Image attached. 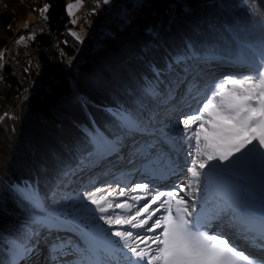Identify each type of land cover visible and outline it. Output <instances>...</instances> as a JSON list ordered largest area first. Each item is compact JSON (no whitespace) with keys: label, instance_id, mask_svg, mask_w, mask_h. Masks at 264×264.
<instances>
[{"label":"trees","instance_id":"16d2710c","mask_svg":"<svg viewBox=\"0 0 264 264\" xmlns=\"http://www.w3.org/2000/svg\"><path fill=\"white\" fill-rule=\"evenodd\" d=\"M70 1L0 0V264L28 212L16 184L44 196L64 184L65 199L55 198L72 209L121 161L91 151L97 129L119 132L113 112L134 111L155 130L154 115L192 72L254 71L264 51V0H143L105 38L74 35ZM82 1L87 22L99 26L103 12L90 13L96 0Z\"/></svg>","mask_w":264,"mask_h":264},{"label":"snow or ice","instance_id":"6c2138e0","mask_svg":"<svg viewBox=\"0 0 264 264\" xmlns=\"http://www.w3.org/2000/svg\"><path fill=\"white\" fill-rule=\"evenodd\" d=\"M253 68L252 74L239 78L225 76L210 85L196 112L179 121L184 138L195 141L188 171L195 185L203 183L205 195L191 204L177 191H159L150 199L147 195L131 196L134 203L125 200L116 203L114 208L128 212L135 208L134 213L108 215L109 209H113L110 198L117 195L111 187L85 191L78 198V204L72 205L70 213L67 207H59L60 200L55 198V193L44 196L38 189L25 186L22 200L28 212L22 226L6 242L8 264H34L44 251L41 244L47 250L43 264H63V258L68 255L76 257L72 264H111L105 259V247L97 243L102 230L93 223L96 219L91 215L93 211L110 227L128 225L155 233L142 237L127 230L111 232L131 254L125 255L127 264H133L132 258L135 264L140 261L146 264H260L252 258V253L238 249L224 234L208 231L214 221L228 219L235 223L237 217H242L246 221L241 226L242 234L254 242V247L264 251V195L258 209L241 175V169L251 157L259 155L264 163V151H260L264 149V51L258 62L253 59ZM112 115L118 133L110 137L97 129L90 135L91 151L103 157L118 154L127 147L130 137L148 132L134 111L122 109ZM141 148L151 152L156 145H133V151ZM137 190L151 191L147 183L136 184L132 191ZM118 195L125 196V189L120 188ZM84 201L95 206L94 209ZM161 209L165 214L158 216ZM60 231L79 232L85 246L72 247L69 241L54 235ZM130 241L145 243L148 250Z\"/></svg>","mask_w":264,"mask_h":264},{"label":"rangeland","instance_id":"374dc122","mask_svg":"<svg viewBox=\"0 0 264 264\" xmlns=\"http://www.w3.org/2000/svg\"><path fill=\"white\" fill-rule=\"evenodd\" d=\"M143 0H108V3H104V0H96L95 4H97V7L93 10L90 11V13L95 11V14L98 13L99 10H101V12H103V21L102 23H100L99 26H94L92 27V25H90L87 22V16H83V1L79 0H71L70 3L68 4V11L70 13V15L72 16V23L75 24L77 26V28L74 30V33L76 36L82 38L84 36H88L89 34H91L92 36H99V38H105L106 36H111L115 30L117 28H121L125 25V23L127 22V20L131 17L134 16V14H136V12L140 9V5L142 3ZM71 6V7H70ZM88 23V24H87ZM219 69V68H218ZM217 69V70H218ZM247 70H222L221 72H218L216 74H212L210 75L204 82H202L201 85V89L203 91H207L209 89V86L212 85L215 82H219L221 80H223V78H221V76L223 74H232V76L234 77H242L245 75H249L252 74V72L249 73H244ZM231 76V75H228ZM191 78V77H190ZM218 79V80H217ZM221 79V80H220ZM191 80H188L186 83H184V85L182 86V88L180 87L177 95L179 96V98H186L188 96L187 95H182L186 90L189 89L188 85H190ZM185 86V87H184ZM192 86V85H191ZM196 87V86H195ZM194 87V88H195ZM155 94H157V92H155ZM205 100V99H204ZM204 101H202L203 103ZM201 106V105H200ZM199 107L195 106V107H191L190 109L187 110L188 113H193L195 112ZM179 114H175L174 116L171 114H161V115H154V119L151 121V124L153 123V125L155 126V130H153V128L150 130L148 129L147 133H144L143 135H141L139 137V139H143L144 138H149L151 136H160L162 140V146H164V148L169 149V147H175L176 143L180 146H183L184 143L186 142L187 139L184 138V133H183V129H182V125L178 124V125H174L173 121L174 119H181V118H177L176 116H178ZM183 118V117H182ZM166 141V143H165ZM173 142V143H172ZM176 142V143H175ZM195 141H191L190 144L188 145L191 149V151L185 153V161L186 164L191 163L192 160V151H193V146H194ZM170 144V146H169ZM175 144V145H174ZM260 151H264V149L260 150ZM111 157V155L109 156ZM264 165V163H262L261 158L259 155H256L254 157L250 158V161L248 164L245 165V167H243L241 169V174L243 173L246 176H249L251 178H254L255 180V176L258 177V180L261 181V184H259L258 186L255 187L254 189V193L253 194H263V187L264 185H262V182L264 181L263 178V169L262 168ZM127 172L128 169L126 168L124 171H120V175L121 178H112L111 181L106 180L105 177L101 178L100 180L97 181V183L93 186V188H86L84 189V191H94L96 188H113L116 190L117 195L113 198H110V202L113 203V209H109V214L108 215H115L116 213H119L121 215H130L132 214L131 212H128L127 210H123V209H115L114 205L116 203H123L125 200H127L128 203L132 204L134 203V201L129 199H126L127 193H125V196L121 197L118 195L119 193V189L120 188H130L129 190L131 191L133 188H135V183H137V181L131 182L133 181V179H136V176L133 175L131 176L130 174H128ZM116 180V181H114ZM173 184L175 185L174 188H178L177 192H185V191H181V188L183 186L179 185V182H173ZM189 183H186V185H188ZM202 187H203V183H201ZM25 186H29L28 184L25 185H21L20 187V191H24ZM61 187L56 188V196L57 197H62L60 195H63L64 192H66L65 189V185H60ZM32 188V187H31ZM185 190V187H183ZM197 190V188H195ZM256 191V192H255ZM104 193H101V195H103ZM205 195L204 191L202 193H200V195ZM133 196V195H131ZM187 200L189 201V203H192V200L187 198ZM88 207L91 209H94L95 206L88 204ZM197 207L199 208V205H197ZM136 209H132V211H135ZM68 211L71 213L72 209H68ZM92 216H95L96 219L93 221V223L95 225H97L99 227V229H101L103 232H105L107 234L108 237H111L112 239H114L115 245L116 247H114V250H117L118 254L119 252H123V248L122 245L120 244L119 238L111 236V232L113 231H129L128 229H133L128 225H124V226H108L106 224H104L103 221L99 220V213H96L95 211H93L91 213ZM236 222L238 224H241L239 220H236ZM242 226V224H241ZM128 229H127V228ZM134 233V232H133ZM71 234V233H70ZM55 236L61 235V236H67L64 234L63 231H60L58 233L54 234ZM75 241H81L79 240L75 235L73 236ZM102 238L103 235H102ZM134 241H130V243H133ZM82 243V241H81ZM41 249L44 247L45 251H43L41 254H39L36 259L34 264H38V263H43V261L47 258V250H46V246L44 244H41ZM144 248V247H141ZM7 250V247L5 248ZM145 249V248H144ZM147 251V249H145Z\"/></svg>","mask_w":264,"mask_h":264},{"label":"bare ground","instance_id":"6f19581e","mask_svg":"<svg viewBox=\"0 0 264 264\" xmlns=\"http://www.w3.org/2000/svg\"><path fill=\"white\" fill-rule=\"evenodd\" d=\"M225 76L226 74L223 77L221 76V78H224ZM201 85H202V81L196 84V87L193 90L194 96L192 99L183 101V103L181 104V111L179 115L176 116L177 118L182 119V117L188 115L189 113L187 112V110L190 109L191 107H195V106L200 107V105L202 104V101H204L205 99L206 93L208 92V90L206 92L203 91L201 89ZM190 114H193V113H190ZM181 119L175 118L173 121V124L174 125L180 124L179 121ZM189 144L190 142L186 140L183 146L176 144L175 148L173 149L172 148L166 149L164 148V146H161L160 149H157L156 151H154L153 155H156V156H160L161 152L165 153V157H164L165 160L163 161L161 160L158 163H160L161 169L167 176L160 179L158 177H155L154 175L147 174V173L145 174L142 172L141 174L137 175L136 179H133V181L131 182L137 181V183L135 184L147 183L149 184L151 191L148 193H145L139 190L130 191L129 190L130 188H126L125 193L129 195L126 197V199H129L131 195L133 196L147 195V197L150 199L151 195L155 194L156 192L163 191L165 193H168V191H170V189H173L174 187L173 182H179L180 186L185 187V190H184L185 192L179 193L181 196H184L185 199L189 198L193 202L194 199H198L199 197H202L204 194L200 195V193L203 192V187L201 184L195 185V182L192 181L190 173L188 171V169L191 167V163L186 164V161L184 159L185 153L191 151L190 147L188 146ZM186 183H189V184L186 185ZM190 184L194 185V187H188ZM15 186L20 187L21 185L16 184ZM195 188H197V190ZM175 189L177 191L178 188H175ZM162 199H166V197ZM140 203H143V201H141ZM131 213H134V211H132ZM163 214H165L164 209H161L160 213H157L158 216L163 215ZM212 228H214V230L216 231L224 232L229 238L235 237L234 243H236L239 249L242 248V250L243 249L247 250L248 252L252 253L253 257L255 256L261 261L260 264H264V251H261L257 249L256 247H254V242L251 239L246 238L245 235L242 234L241 225H239L237 222L234 223V222H230L228 219H222V220H218L217 222H215L212 225ZM128 230L134 231L135 234H138L139 236H142V237L143 236H153L155 234V233L147 232L143 228H136L135 230L128 229ZM72 233L76 235L78 238H80L81 240H83L79 232L72 231ZM103 234L104 232L102 231L99 233V239L97 240V243H102ZM134 243H138L140 244V247H144L145 249L148 250L147 245L145 243H140L139 241H134ZM42 249H44L45 251L44 247ZM123 258L126 261L125 255H123ZM75 259L76 257H74V260ZM105 259L110 260L111 264L115 261L113 253L110 250L105 252ZM38 264H43V263L40 262Z\"/></svg>","mask_w":264,"mask_h":264},{"label":"water","instance_id":"95a60500","mask_svg":"<svg viewBox=\"0 0 264 264\" xmlns=\"http://www.w3.org/2000/svg\"><path fill=\"white\" fill-rule=\"evenodd\" d=\"M97 5V4H96ZM92 13H95V11L94 12H92Z\"/></svg>","mask_w":264,"mask_h":264}]
</instances>
